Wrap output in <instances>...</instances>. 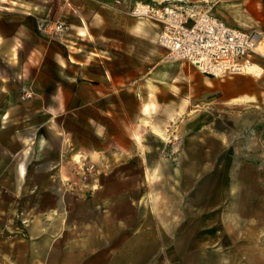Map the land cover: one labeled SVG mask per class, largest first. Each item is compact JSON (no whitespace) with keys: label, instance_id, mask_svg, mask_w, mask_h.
I'll use <instances>...</instances> for the list:
<instances>
[{"label":"crops","instance_id":"obj_1","mask_svg":"<svg viewBox=\"0 0 264 264\" xmlns=\"http://www.w3.org/2000/svg\"><path fill=\"white\" fill-rule=\"evenodd\" d=\"M134 1L0 0V264H148L149 250L164 245V217L140 207L165 170L166 124L212 102L214 90L223 106H264V78L219 80L169 59L162 25L127 13ZM213 2L228 23L259 30L264 45V0ZM48 20L64 32L43 34ZM236 168L252 208L222 213L215 231L236 219L260 236L264 162Z\"/></svg>","mask_w":264,"mask_h":264},{"label":"rangeland","instance_id":"obj_2","mask_svg":"<svg viewBox=\"0 0 264 264\" xmlns=\"http://www.w3.org/2000/svg\"><path fill=\"white\" fill-rule=\"evenodd\" d=\"M259 48L264 52V45ZM211 77L221 80L229 75ZM261 121L264 106H223L220 91L214 90L212 102L201 103L166 124L165 170L143 189L140 207L150 219L157 214L164 217L158 220L164 245L162 249L159 245L158 253L149 250L148 264H154L156 253L160 264H264V231L258 236L249 225L242 233L236 228V219L229 220L233 223L228 231H215L222 223V213L229 210L234 215L252 208L246 202L248 187L238 188L236 167L242 161L264 162ZM228 195L230 204H223ZM20 223L25 225L26 219L21 218ZM209 225L214 226V233Z\"/></svg>","mask_w":264,"mask_h":264},{"label":"built area","instance_id":"obj_3","mask_svg":"<svg viewBox=\"0 0 264 264\" xmlns=\"http://www.w3.org/2000/svg\"><path fill=\"white\" fill-rule=\"evenodd\" d=\"M126 2L114 0L118 6ZM126 11L162 25L157 41L166 48L169 59L187 61L211 76L250 74L264 78V62L256 58H264L259 48L263 34L254 28L228 23L213 11L211 0H135ZM65 28L62 21L48 20L41 32L59 35ZM31 95L32 92L23 86L21 97L26 99Z\"/></svg>","mask_w":264,"mask_h":264},{"label":"bare ground","instance_id":"obj_4","mask_svg":"<svg viewBox=\"0 0 264 264\" xmlns=\"http://www.w3.org/2000/svg\"><path fill=\"white\" fill-rule=\"evenodd\" d=\"M260 46L262 47V46H263V44H261ZM260 46H259V47H260Z\"/></svg>","mask_w":264,"mask_h":264}]
</instances>
